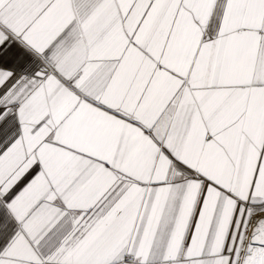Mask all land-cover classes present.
I'll use <instances>...</instances> for the list:
<instances>
[{
    "label": "snow or ice",
    "instance_id": "obj_1",
    "mask_svg": "<svg viewBox=\"0 0 264 264\" xmlns=\"http://www.w3.org/2000/svg\"><path fill=\"white\" fill-rule=\"evenodd\" d=\"M0 264H264V0H0Z\"/></svg>",
    "mask_w": 264,
    "mask_h": 264
}]
</instances>
